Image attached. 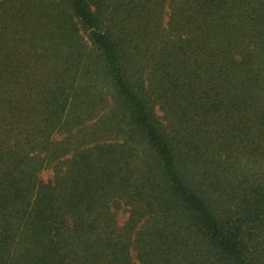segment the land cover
<instances>
[{"label": "trees", "instance_id": "obj_1", "mask_svg": "<svg viewBox=\"0 0 264 264\" xmlns=\"http://www.w3.org/2000/svg\"><path fill=\"white\" fill-rule=\"evenodd\" d=\"M0 264H264V0H0Z\"/></svg>", "mask_w": 264, "mask_h": 264}, {"label": "rangeland", "instance_id": "obj_2", "mask_svg": "<svg viewBox=\"0 0 264 264\" xmlns=\"http://www.w3.org/2000/svg\"><path fill=\"white\" fill-rule=\"evenodd\" d=\"M41 177L44 180L52 179L53 178V169L52 168L44 169L41 172ZM127 216H128V214L126 213V211H124V210L119 211V213H118L119 223L124 224L126 219H127Z\"/></svg>", "mask_w": 264, "mask_h": 264}]
</instances>
